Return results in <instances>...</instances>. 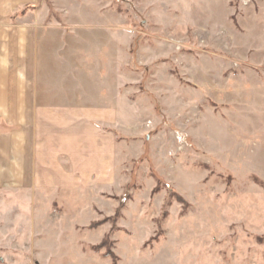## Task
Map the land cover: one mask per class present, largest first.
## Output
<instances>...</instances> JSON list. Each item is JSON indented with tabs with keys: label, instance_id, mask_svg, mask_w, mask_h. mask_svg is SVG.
I'll use <instances>...</instances> for the list:
<instances>
[{
	"label": "rangeland",
	"instance_id": "rangeland-1",
	"mask_svg": "<svg viewBox=\"0 0 264 264\" xmlns=\"http://www.w3.org/2000/svg\"><path fill=\"white\" fill-rule=\"evenodd\" d=\"M12 21L32 93L81 106L83 125L115 120L98 121L113 151L99 183L67 176L62 153L36 192L0 182V264L117 263L125 242L264 264V0H40Z\"/></svg>",
	"mask_w": 264,
	"mask_h": 264
},
{
	"label": "crops",
	"instance_id": "crops-1",
	"mask_svg": "<svg viewBox=\"0 0 264 264\" xmlns=\"http://www.w3.org/2000/svg\"><path fill=\"white\" fill-rule=\"evenodd\" d=\"M39 3L40 0H0V182L5 183L15 177L16 184L33 185L29 187V191L30 188H35L31 192H36L37 188L41 189L39 169L43 168L47 175L53 176L57 168H54L50 158L56 153H62L68 163L59 169H67V176L71 169L86 174L85 183L88 187L104 178L110 165V158L108 165L105 153L110 155L113 152L110 143L106 148L98 121L115 120V115L111 118L114 114L112 110H102L103 113H99L95 120L83 125L81 106H56L53 100H43L30 91L24 58V42L28 37L20 31L22 27L16 26V30L11 31L10 25L15 24L12 17L17 10L23 11L26 6H37ZM24 23L26 21L21 19L20 24ZM84 133L88 135L87 140L96 137L98 141V149L90 147L93 150L89 156L78 154L76 150V138L80 139ZM62 162L66 163L64 160ZM65 184L73 186L68 178H65ZM72 186L63 187L57 191V195H62L63 192L60 191L63 190L64 193L71 191ZM17 190L16 198L25 199L28 192L24 186L17 187ZM57 197H53L50 202ZM135 224L140 226L137 219ZM122 246H126L128 251L120 255L117 263L107 256L91 258L103 264H197L195 257L185 256L177 248L168 253L164 250V242L145 249L138 248L131 242H125ZM80 258L88 260L90 257ZM55 260L53 257L39 260L38 264H52ZM28 262L32 263L33 259L12 261L17 264Z\"/></svg>",
	"mask_w": 264,
	"mask_h": 264
},
{
	"label": "trees",
	"instance_id": "trees-1",
	"mask_svg": "<svg viewBox=\"0 0 264 264\" xmlns=\"http://www.w3.org/2000/svg\"><path fill=\"white\" fill-rule=\"evenodd\" d=\"M102 246H104L103 243L101 245H98L95 248L99 250ZM106 256H111L113 259H116V257L112 253H110V252H108Z\"/></svg>",
	"mask_w": 264,
	"mask_h": 264
}]
</instances>
